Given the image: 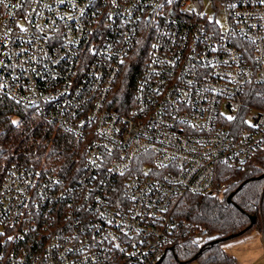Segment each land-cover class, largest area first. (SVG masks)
<instances>
[{
	"label": "built area",
	"instance_id": "built-area-1",
	"mask_svg": "<svg viewBox=\"0 0 264 264\" xmlns=\"http://www.w3.org/2000/svg\"><path fill=\"white\" fill-rule=\"evenodd\" d=\"M143 35L131 98L116 100ZM254 85L264 91L259 0H3L0 87L86 152L72 181L8 168L0 264H157L198 230L178 203L223 188L222 168L264 148V109L244 107Z\"/></svg>",
	"mask_w": 264,
	"mask_h": 264
},
{
	"label": "trees",
	"instance_id": "trees-1",
	"mask_svg": "<svg viewBox=\"0 0 264 264\" xmlns=\"http://www.w3.org/2000/svg\"><path fill=\"white\" fill-rule=\"evenodd\" d=\"M149 45V39L143 35L123 66L116 100L123 95L128 100L131 98ZM244 105L245 109H264V91L260 85L247 89ZM85 152L84 140L42 119L33 108L15 101L0 87V183L14 164L37 166L68 181L75 180L85 168ZM217 183L225 186L188 194L178 203V219L198 230H183L157 264L238 263L223 243L264 227V148L258 149L243 167L222 168ZM203 236L207 238L202 240Z\"/></svg>",
	"mask_w": 264,
	"mask_h": 264
},
{
	"label": "rangeland",
	"instance_id": "rangeland-1",
	"mask_svg": "<svg viewBox=\"0 0 264 264\" xmlns=\"http://www.w3.org/2000/svg\"><path fill=\"white\" fill-rule=\"evenodd\" d=\"M206 238L203 236L202 240ZM223 246L230 254L235 255L237 264H264V227L230 238L224 241Z\"/></svg>",
	"mask_w": 264,
	"mask_h": 264
},
{
	"label": "snow or ice",
	"instance_id": "snow-or-ice-1",
	"mask_svg": "<svg viewBox=\"0 0 264 264\" xmlns=\"http://www.w3.org/2000/svg\"><path fill=\"white\" fill-rule=\"evenodd\" d=\"M60 2L63 3V0H60ZM113 2L115 3V0H113ZM0 3H3V0H0ZM168 3H172V0H168ZM259 3H260V4H264V0H259ZM235 6H236L235 4H230V5H229V7H233V8H234ZM193 11H195V9H193ZM200 15L203 16L204 14H203V13H200ZM209 20L211 21V17H209ZM216 23L219 24L220 21L217 20ZM226 119L229 120V121H231V120H234L235 117H233V116H227ZM12 123H13V124H17L18 122H17V121H12ZM245 123H247V124H249L250 126H252V125H251V121H245ZM255 126L258 127L259 125H255ZM2 235H4V234H3V233H0V236H2ZM11 239H12V237H9V240H11ZM116 247L119 248V245H116Z\"/></svg>",
	"mask_w": 264,
	"mask_h": 264
},
{
	"label": "water",
	"instance_id": "water-1",
	"mask_svg": "<svg viewBox=\"0 0 264 264\" xmlns=\"http://www.w3.org/2000/svg\"><path fill=\"white\" fill-rule=\"evenodd\" d=\"M232 195H233V193L230 195L229 199L231 198ZM253 221H254V218H253Z\"/></svg>",
	"mask_w": 264,
	"mask_h": 264
}]
</instances>
